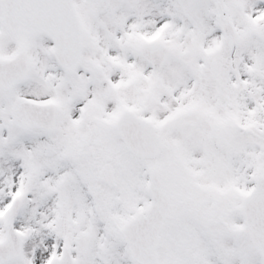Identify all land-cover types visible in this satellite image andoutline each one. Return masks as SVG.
I'll use <instances>...</instances> for the list:
<instances>
[{"label": "snow or ice", "instance_id": "1", "mask_svg": "<svg viewBox=\"0 0 264 264\" xmlns=\"http://www.w3.org/2000/svg\"><path fill=\"white\" fill-rule=\"evenodd\" d=\"M0 264H264V0H0Z\"/></svg>", "mask_w": 264, "mask_h": 264}]
</instances>
